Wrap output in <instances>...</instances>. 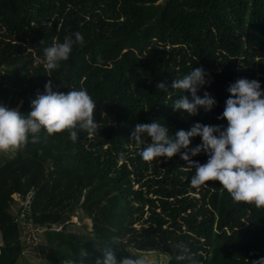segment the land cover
Returning <instances> with one entry per match:
<instances>
[{
  "label": "trees",
  "instance_id": "1",
  "mask_svg": "<svg viewBox=\"0 0 264 264\" xmlns=\"http://www.w3.org/2000/svg\"><path fill=\"white\" fill-rule=\"evenodd\" d=\"M76 32L84 43L47 70L39 62L44 48ZM198 67L210 83L197 95L208 92L216 104L191 116L173 108L191 93L171 84ZM237 78L257 80L264 91V0H0V104H20L26 115L51 80L64 93L86 88L99 123L92 135L77 129L75 142L68 131L42 130L38 143L30 137L15 154L0 152V264H18L24 253L15 195H31L23 220L49 235L78 238L52 229L82 212L93 228L77 249L86 246L94 262L103 258L96 242L117 259L127 250L158 252L165 264H251L264 257V208L233 202L218 181L190 186L195 170L181 154L206 163L207 154L189 150L201 137L151 162L139 155L150 138H131L137 124L156 121L170 136L196 123L227 127L217 117ZM161 82L171 94L157 90ZM184 246L191 259L178 261ZM68 253L81 263L74 258L80 253Z\"/></svg>",
  "mask_w": 264,
  "mask_h": 264
},
{
  "label": "clouds",
  "instance_id": "2",
  "mask_svg": "<svg viewBox=\"0 0 264 264\" xmlns=\"http://www.w3.org/2000/svg\"><path fill=\"white\" fill-rule=\"evenodd\" d=\"M83 43L84 37L80 32L65 36L62 43L54 40L51 46L44 48L43 58L39 62L47 70H56L61 62L70 58L73 47ZM102 63L103 58L98 55L97 65ZM208 75L202 67H198L176 78L171 88L189 91L192 99L187 96L176 99L173 108L184 110L191 116L198 115L200 108L211 111L216 104L211 94L205 92L203 97L197 95L200 88L210 83L206 79ZM156 88L171 94L164 82L157 83ZM227 91L230 96L222 115L217 117L219 120L226 119L227 127L196 123L190 130H179L175 136H170L168 127L156 121L137 124L131 138L137 144L144 143L145 134L150 138L139 155L144 161L151 162L161 157L170 159L181 149H189L192 138L201 137L202 143L189 150L192 156L207 154L206 163L192 161L187 152L181 154L188 167L195 170L190 186L199 188L206 182L218 181L233 202L264 208V91L259 81L248 78H237ZM96 106L86 88L70 89L64 93L54 90L49 80L45 91L37 93L31 102V111L26 115L21 114L18 108L0 104V152L15 153L29 142L30 137L32 143H38L42 130L48 135L68 131L73 142L78 138L77 129L92 135L99 128L94 118ZM95 251L103 257L98 256L95 264H151L148 257L135 253L118 261L108 244L96 242ZM179 251L180 254L175 257L178 261L186 256L191 259L188 248L184 246ZM88 255L85 248L80 249L82 258ZM192 264L197 262L192 260ZM251 264H264V257L251 261Z\"/></svg>",
  "mask_w": 264,
  "mask_h": 264
},
{
  "label": "rangeland",
  "instance_id": "3",
  "mask_svg": "<svg viewBox=\"0 0 264 264\" xmlns=\"http://www.w3.org/2000/svg\"><path fill=\"white\" fill-rule=\"evenodd\" d=\"M161 1L163 0H160V2ZM19 107L20 104L15 108L19 109ZM14 198L17 203L13 207V213L18 216L20 222L21 242L24 246V253L19 259L18 264H73L72 260L67 259L66 253L68 251L72 254L73 252L74 254L77 252L80 253L77 249L78 244L81 242L85 243L86 241L89 242L88 238L84 236L90 232L89 229L92 231V221L84 218L82 212H78L69 222H65L62 226L57 228L53 227L52 229L54 231H65L67 236H69V233L76 234L78 238L68 239L65 236L52 233L49 235V233H46L48 232L46 229H37L32 223L23 220V218L27 216L26 213L31 195H28L25 200H21L16 195ZM20 213H22L21 216ZM0 244H2L1 238ZM83 248L87 250L86 246ZM133 253L148 257L151 260V264H165L163 256L158 252L141 253L135 250H127L121 253V255H123L117 260L119 261L125 256H131ZM74 258L82 259L80 264H95L90 255L86 258H81L80 254H77Z\"/></svg>",
  "mask_w": 264,
  "mask_h": 264
},
{
  "label": "crops",
  "instance_id": "4",
  "mask_svg": "<svg viewBox=\"0 0 264 264\" xmlns=\"http://www.w3.org/2000/svg\"><path fill=\"white\" fill-rule=\"evenodd\" d=\"M5 153L9 154V152H5Z\"/></svg>",
  "mask_w": 264,
  "mask_h": 264
},
{
  "label": "water",
  "instance_id": "5",
  "mask_svg": "<svg viewBox=\"0 0 264 264\" xmlns=\"http://www.w3.org/2000/svg\"><path fill=\"white\" fill-rule=\"evenodd\" d=\"M10 153V152H9ZM15 154V153H14Z\"/></svg>",
  "mask_w": 264,
  "mask_h": 264
}]
</instances>
